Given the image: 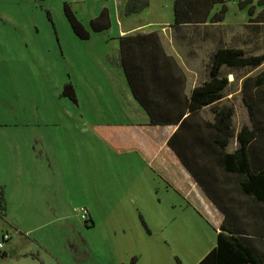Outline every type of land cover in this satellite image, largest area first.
I'll use <instances>...</instances> for the list:
<instances>
[{"label": "rangeland", "instance_id": "rangeland-1", "mask_svg": "<svg viewBox=\"0 0 264 264\" xmlns=\"http://www.w3.org/2000/svg\"><path fill=\"white\" fill-rule=\"evenodd\" d=\"M120 1L0 0V112L10 114L13 106L23 112L30 92L35 110L41 91L48 99L43 110L49 114L36 116L34 125L51 132L60 129V135L51 138L67 151H80V158L67 156L64 165L53 161L45 168H31L19 161L8 132L2 131L0 189L5 210L0 211V264H131L133 259L134 264H197L216 245L219 215L169 188L134 151L118 154L101 138L89 137V131L78 134L90 128V121L105 123L115 116L67 114L74 111V103L61 95L63 85L87 74L96 78L103 72L101 65L117 53L115 38L122 23L126 27L131 22L123 14L119 19ZM252 1L257 15L264 5ZM173 2L152 0L148 18L173 24ZM66 3L88 30L90 20L108 9L111 27L79 39L65 16ZM226 7L225 24L210 27L209 38L191 41V34L202 30L195 27L173 34V47L183 61L190 57L191 63L203 65L218 38L229 43L247 33V11L239 8L238 0H226ZM257 33L264 35V26ZM250 46L264 54V36ZM242 106L237 100V129L247 123ZM86 146L95 149L94 159ZM84 213L94 226L85 227Z\"/></svg>", "mask_w": 264, "mask_h": 264}, {"label": "trees", "instance_id": "trees-1", "mask_svg": "<svg viewBox=\"0 0 264 264\" xmlns=\"http://www.w3.org/2000/svg\"><path fill=\"white\" fill-rule=\"evenodd\" d=\"M149 4L150 0H126L123 13L127 17L140 14ZM258 5H264V0ZM238 6L247 11L249 23L257 24L258 31L264 24V9L255 15L252 0H238ZM64 12L81 40L111 27L106 8L90 20V30L67 3ZM226 13V0H174L172 27L178 31L206 23L218 25ZM117 40L121 68L149 124L177 126L167 145L223 216L215 247L197 264H264V54L218 47L207 65L208 79L187 96L186 76L176 59L166 54L157 32ZM229 75L242 80L250 127L236 130L235 109L222 102L230 86ZM62 96L77 102L71 83L63 86ZM207 107L208 116L202 114ZM233 142L235 148L230 151ZM4 210L0 189V211ZM84 222H89V216Z\"/></svg>", "mask_w": 264, "mask_h": 264}, {"label": "crops", "instance_id": "crops-1", "mask_svg": "<svg viewBox=\"0 0 264 264\" xmlns=\"http://www.w3.org/2000/svg\"><path fill=\"white\" fill-rule=\"evenodd\" d=\"M125 1L126 0H121L120 3H118L120 20L123 19V16L121 14L124 15L123 9ZM151 6L152 0H150L149 7L145 11L140 14L128 16V18L130 17L129 19H131V22L126 27H124L122 23V27L119 30L118 37L134 35L136 33L157 32L160 36V40L166 54L173 56L177 60L178 64L181 66L183 72L186 75L185 94L187 96L191 94L192 90L197 85L203 83L208 79L207 65L212 53L218 47L234 46L241 48L246 52L256 54L255 50L257 49V46L252 48L250 44L253 42L255 43L259 38L264 36H260L257 33L258 25L249 23L248 19L247 24H243V26H245L247 29V33L243 34V36L233 37L231 42L229 43L225 42L222 37L218 38L219 40L217 41V44L213 46V49L209 53L208 59L206 60V62H204L203 65L202 61L198 63H191L192 60L190 61V57H186V60L183 61L182 58L178 55V49L173 47L172 36L173 34L175 35L177 31L176 28H173V24L170 25L169 22L164 21L162 18L159 20H151L150 18H148L149 16L147 15H149V12L151 11ZM224 24V22L218 25L206 23L201 26H196L194 29L200 28L202 29L201 32L197 30V36H193V34H191L189 39L192 41L195 37H198L201 40H205L211 36V33L209 31L210 27L221 26ZM262 26H264V24ZM190 27L192 28V26ZM181 36L185 37V33L183 32ZM118 37L115 38L117 44ZM213 38H216V36H213ZM188 51L189 54H192L191 51L193 50L189 48ZM109 59L111 60V62L101 65V67L103 68V72L96 76V78H94L90 74H87L86 77L82 78L80 81L78 80L77 83L70 82L74 86V89L76 91L77 102H73L74 111H68L67 114H80L81 118L82 114H92L94 116L106 114L109 116L113 115L115 117L105 123L90 121V128H82L79 130L78 134H83L84 132L87 133V131H89V137L93 136L95 139L101 138V140L105 143L106 146L110 148L112 152H117L118 154H121L125 151H134L141 161L147 163L152 168V172L154 174H157L162 180L167 183L169 188L179 193L180 195H183L184 198H193L194 200L199 202L200 205L208 208V211H210L213 216H215V213L219 215L218 225L220 226L223 220L222 214L205 196L200 187L196 184L194 179L181 164L175 153L167 145L168 139L176 130L177 126L150 125L147 112L134 99L130 91L127 80L120 65L118 45L117 53L114 57H111ZM228 80L230 82V86L222 102L232 104L236 114V102L239 99L240 102L242 100V80H235L234 76L232 75H229ZM29 96L31 97V99H29L28 105L23 112L21 111L20 113H18L16 111V107L14 106L11 107L12 112L10 114L7 112L5 113L4 111L0 112V135H2V131L8 132L5 134L9 135V141L15 147L14 153H16L18 158H20L19 161H25L26 163L24 162V164L30 165V167L32 166V164H35V168H45L46 163L53 164V161H56L58 166L60 164L64 165V163L66 162L65 158L67 156H70L74 160L80 158L79 149H71L67 151V149L65 150L63 147H61V145L57 143V139L51 138V135H60L58 132L60 129H54L51 132V130L46 127L43 129H39V125H34L33 120L37 119L36 116L42 117L44 116V114H49L48 112L43 110L44 102L45 107L48 105V99L44 100V98H46V95L42 94L41 91L37 93L40 101L37 102L35 107L36 109L34 110L33 101L35 95L33 92H30ZM242 107L244 111L243 114H248L247 109L244 106ZM5 114H8L5 116L8 123L7 121H5L6 123H4L3 121L2 117ZM202 114H211L209 112V108H205L202 111ZM22 120L26 123H21ZM243 125L250 127L251 124L249 116H247V123L245 122L243 123ZM235 128L236 130L241 129H237L236 126ZM51 146L53 148H51ZM234 148L235 144L229 146L230 151H232ZM93 150L95 149L93 148ZM93 150L90 146H86L88 155L94 159L92 152ZM2 159L3 155L0 152V161ZM84 224L87 228L94 226L91 217H89V222L87 224Z\"/></svg>", "mask_w": 264, "mask_h": 264}, {"label": "built area", "instance_id": "built-area-1", "mask_svg": "<svg viewBox=\"0 0 264 264\" xmlns=\"http://www.w3.org/2000/svg\"><path fill=\"white\" fill-rule=\"evenodd\" d=\"M82 217H83V219H86V213H84V215ZM5 238H7V237L5 236Z\"/></svg>", "mask_w": 264, "mask_h": 264}]
</instances>
